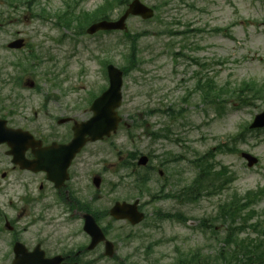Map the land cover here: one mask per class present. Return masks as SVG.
<instances>
[{
	"label": "rangeland",
	"instance_id": "rangeland-1",
	"mask_svg": "<svg viewBox=\"0 0 264 264\" xmlns=\"http://www.w3.org/2000/svg\"><path fill=\"white\" fill-rule=\"evenodd\" d=\"M65 1L72 0H41L40 5H47L49 10H56L64 8ZM143 1L151 6L156 5L158 11L152 20L144 21L140 17H132L128 21L132 32H145L139 40L140 62L124 78V100L120 113L129 123L132 115L139 111L156 107L165 109L176 103L177 106L183 105L179 101L196 86L195 73L199 70L205 73L203 77L206 73L213 75L219 85L231 84L232 88H236L243 81H264V0ZM102 2L103 0H80L81 6L89 10L95 9ZM3 11L8 9L0 3V12ZM31 13L26 7L13 10L11 22L0 29V70L3 77L4 73H23L22 66L19 69L13 64L19 60L24 63L30 48L12 50L7 45L18 37L25 38L27 43L47 61L45 65L36 68V73L25 74L22 86H16L20 97L17 101L19 107H23L24 113L20 116L18 112L13 121L17 124L26 123L31 127L48 117L41 116L35 121L32 115L44 108L46 95L57 96V92L61 93L53 81L48 80L50 76H46L51 69H55L60 80L68 77L61 86L68 90L71 97H64L63 102L72 104L74 101V116L77 119L87 118L90 115L89 105L77 104L89 96L90 90L99 91L102 86H108L101 59L111 60V63L120 68L127 64L126 38L122 32L75 36L72 31L54 28L49 21L44 22L37 17L29 18ZM119 14L120 11H116L114 16ZM215 28L224 30L216 31ZM170 31H186V35L173 34ZM63 35L66 36L61 38ZM175 53H185L189 58L182 55L176 57ZM49 57H54L57 62L51 64L53 60L51 61ZM190 57L200 62L206 61L210 65L208 68L201 67ZM29 79L35 81L33 87L26 85ZM4 87L5 96L12 93L14 85ZM184 104L187 106L186 114L177 120L176 127L180 122L184 124L178 126L175 136L178 133L185 139V144L191 148L190 157L213 149L217 153L216 160L228 165L229 169L237 174V180L229 192L221 197H215L212 202L204 200L189 205L186 212L193 217L190 224L180 227L175 223L165 222L160 231L152 232L153 238L156 239L180 237L181 245L187 240L186 247L192 249L206 245V236L195 228L198 227L199 219L211 213L221 198L231 196L233 193L244 194L247 190L264 185V132H247L244 137L235 138L238 132L250 124L257 113L264 110V101L257 100L255 105L241 108L227 104L220 111L216 105L203 103L201 97L196 94L192 95L190 102ZM58 105L52 102L50 107L49 105L47 107L57 109ZM58 115L50 114L51 117ZM161 118L153 114L149 116L147 128L152 130L158 127ZM142 128L139 130L143 131ZM122 130L120 137H116V143L120 148L124 145L125 152L131 149L143 150L149 146L144 145L145 143H131L127 139L126 129L122 127ZM219 144L226 145L225 151L216 150ZM154 147L159 155L165 158L169 157L171 152H181L183 146L159 140ZM228 148L250 151L259 157L260 162L254 169L249 170L241 154L231 152ZM111 158L115 159L113 155ZM170 173H173L175 178L178 174L181 175L182 182L191 181L195 174L188 166L178 164L170 166L169 175ZM159 183L162 184L163 181L159 180ZM157 188L158 185L153 183L152 189ZM129 194L131 192L128 188L123 187L121 193L114 194L111 198L117 195L125 197ZM175 206L176 202L172 200L151 206L148 209L150 220L154 209L161 208L167 211L174 209ZM256 209L259 216L264 217V199ZM223 232L224 229L222 236ZM157 252L165 253L166 249L160 247ZM132 261L138 262V259L134 258Z\"/></svg>",
	"mask_w": 264,
	"mask_h": 264
},
{
	"label": "flooded vegetation",
	"instance_id": "flooded-vegetation-1",
	"mask_svg": "<svg viewBox=\"0 0 264 264\" xmlns=\"http://www.w3.org/2000/svg\"><path fill=\"white\" fill-rule=\"evenodd\" d=\"M59 127L63 126H49L36 135L44 145L74 135L72 127ZM25 155L26 160L35 159L31 148ZM79 157L72 159L66 179L58 172L53 180L45 171L21 168L7 149L0 148V264L13 263L17 242L24 245L23 264L126 263L127 250L133 249L131 235L126 233L131 224L110 216L116 202L134 201L119 195L111 198L127 185L125 156L120 153L109 165L107 159ZM137 173L133 171L141 184L144 177ZM86 214L96 218L106 237L93 247ZM107 240L113 243L111 254L107 253Z\"/></svg>",
	"mask_w": 264,
	"mask_h": 264
},
{
	"label": "trees",
	"instance_id": "trees-1",
	"mask_svg": "<svg viewBox=\"0 0 264 264\" xmlns=\"http://www.w3.org/2000/svg\"><path fill=\"white\" fill-rule=\"evenodd\" d=\"M16 1V0H14ZM114 5L110 2H107L106 5L109 7L113 6H120L121 4L128 3L130 0H113ZM12 3V2H11ZM10 3V4H11ZM34 3L30 2V6H33ZM104 16H107L108 14L106 12L101 13ZM99 16V15H98ZM133 44V49L135 51L136 49V40H134ZM208 89L207 91V101H212L214 99L210 98L211 95V90L210 88H215L213 87V84L210 83V81L207 83ZM247 88L241 87L238 89L239 95L242 99V93L247 90ZM263 91L261 90H256L254 93V98H257L260 94H262ZM244 102H247L246 99L242 100ZM263 194V191H260L258 194H255L254 200L252 202L256 203L257 200L260 198V195ZM251 204V202H247L243 206H237L235 207V203L231 202L230 204H226L223 209H225L224 215H223V222H229L230 224V231H228L226 237L224 238L225 243L227 245L226 248V254L223 255L222 257V263L221 264H264V222L261 221H256L253 224H250L249 221L255 214V211L252 209L249 214L246 216H242V209L246 208ZM251 206V205H250ZM249 206V207H250ZM241 219L243 221V226L240 224L238 225L237 219ZM244 224H247L248 226L252 227L253 230L257 231L259 235L256 238H244L240 239L239 235L237 232H240L242 228H244ZM225 250V248H224ZM196 255L192 257V262L193 264H218L215 261L211 262L209 258H205L201 253H195ZM221 255H218L216 259H220Z\"/></svg>",
	"mask_w": 264,
	"mask_h": 264
},
{
	"label": "water",
	"instance_id": "water-1",
	"mask_svg": "<svg viewBox=\"0 0 264 264\" xmlns=\"http://www.w3.org/2000/svg\"><path fill=\"white\" fill-rule=\"evenodd\" d=\"M130 13L133 14H142L145 18L150 17L153 15L152 9L146 7L143 5L139 0H135L129 7V9L126 11V13L122 16V18L117 22H109L104 23L101 26L105 28H123L125 19L128 17ZM97 27V26H96ZM95 28V27H94ZM93 28V29H94ZM13 46H20L21 42L18 41ZM110 72L112 73V85L111 88L101 97L99 98L95 105L93 106L94 110L96 111L95 117L89 122L91 124V127L95 130L99 129L98 132H109L111 129H115L117 125V115L114 111L115 107L120 104L121 96L119 93V89L121 87V81L120 79V72H118L113 66H110ZM104 106L105 112L101 110V107ZM98 109V110H97ZM257 124L261 125L264 123V113L261 114L258 117ZM4 132L0 131V140H8V141H14V145L16 148H21L25 144L22 143L24 138L21 135L20 130H7L3 125H1ZM87 129V128H86ZM24 133V132H23ZM25 135H28L27 133H24ZM97 137L100 136V133H96ZM7 135V137H6ZM79 141V142H78ZM76 140L74 144H70L68 146H64L60 148V151L65 156H71V154H74L75 150L82 144L81 140ZM57 150V149H55Z\"/></svg>",
	"mask_w": 264,
	"mask_h": 264
}]
</instances>
